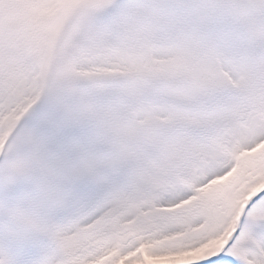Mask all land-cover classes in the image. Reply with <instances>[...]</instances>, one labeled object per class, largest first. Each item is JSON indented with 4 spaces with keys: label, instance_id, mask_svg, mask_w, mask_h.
<instances>
[{
    "label": "snow or ice",
    "instance_id": "6c2138e0",
    "mask_svg": "<svg viewBox=\"0 0 264 264\" xmlns=\"http://www.w3.org/2000/svg\"><path fill=\"white\" fill-rule=\"evenodd\" d=\"M264 264V0H0V264Z\"/></svg>",
    "mask_w": 264,
    "mask_h": 264
}]
</instances>
